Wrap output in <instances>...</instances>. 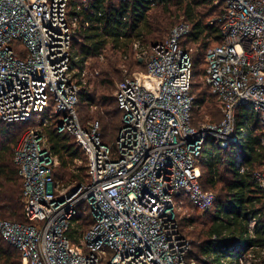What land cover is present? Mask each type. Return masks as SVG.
<instances>
[{"label": "built area", "instance_id": "obj_1", "mask_svg": "<svg viewBox=\"0 0 264 264\" xmlns=\"http://www.w3.org/2000/svg\"><path fill=\"white\" fill-rule=\"evenodd\" d=\"M90 2L0 0V122L27 125L13 160L28 221L0 219V235L23 264H198L188 257L191 241L180 222L188 207L209 211L216 203L200 184L207 138L234 149L242 174L248 161L238 145L261 130L255 150H264V0H212L219 13L209 24H219L221 43L207 49L202 79L218 101L219 122L193 124L192 49L180 44L191 30L187 22L149 49L134 40L144 68L121 65L126 75L114 91L121 125L110 143L99 122H82L77 109L90 85L88 60L74 40L78 13ZM50 109L56 132L86 156L82 183L55 173L59 159L43 132L54 126ZM252 180L264 195V160ZM228 250L220 264H264V197Z\"/></svg>", "mask_w": 264, "mask_h": 264}, {"label": "trees", "instance_id": "obj_2", "mask_svg": "<svg viewBox=\"0 0 264 264\" xmlns=\"http://www.w3.org/2000/svg\"><path fill=\"white\" fill-rule=\"evenodd\" d=\"M213 12H219V5H214L212 0H91L89 8L78 13L80 28L74 40L79 54L88 60L90 85L85 87L79 100L80 120L86 121L80 108L94 103L96 111L90 119L99 122L102 140L110 143L116 138L121 111L113 92L116 80L119 82L126 75L121 65L128 72L144 68L136 58L133 41L139 39L149 49L156 42L165 40L169 34L161 37L177 21L187 22L191 28L180 44L186 50L192 49L193 78L202 77L207 49L221 43L219 24H209ZM192 87L191 93L196 97L193 124L206 122L202 121L204 117H210L209 122H219L222 114L210 87L200 88L202 86L193 84V81ZM51 112L50 109L54 126L43 128V132L59 159L60 165L55 173L63 180L82 183L86 176L83 174L85 167L76 166L74 159L83 151L72 137L56 132L58 120ZM238 116L237 122L241 124V115ZM19 125L0 122V219L25 223L28 221L24 217L22 202L23 182L13 160L15 145L27 127L17 128ZM260 133L261 130L238 145L248 161L249 170L243 174L235 169L233 148L221 149L213 138L206 140L199 163L200 184L204 190H217V193L212 191L216 203L209 211L195 208L199 216H185L181 220L191 225L202 217L207 219L200 222L198 230L190 232L192 250L188 257L198 264H202L204 258H208L206 264H220L228 249L242 240L248 216L263 206V192L252 180V172L259 169L264 160V150H255ZM21 260L19 251L9 246L0 235V264H22Z\"/></svg>", "mask_w": 264, "mask_h": 264}, {"label": "rangeland", "instance_id": "obj_3", "mask_svg": "<svg viewBox=\"0 0 264 264\" xmlns=\"http://www.w3.org/2000/svg\"><path fill=\"white\" fill-rule=\"evenodd\" d=\"M214 4V3H213ZM219 12H213V15L212 17L216 16ZM181 19V17H180ZM179 23V21H177L175 24ZM173 24L172 27L175 25ZM172 27L169 28V31L164 34L161 39L165 38L168 36L170 30L172 29ZM141 70H143V67L141 68ZM119 81V80H118ZM117 83V80L115 82V84ZM193 84H199L200 88H205V84L203 83V79L201 76H195L193 78ZM116 86V85H115ZM193 89V87L191 88ZM198 90V89H197ZM94 94V93H93ZM113 95H114V92H113ZM95 111H96V107L94 105V103L92 104V106H88L87 108H80V112L82 114V116L85 118V120L89 121H95V119H90V116H93L95 114ZM43 119V115L42 114H39L37 116H34L32 121L34 123H40ZM208 119H210V117H204L202 119V121H209ZM21 125H19L17 128H21L22 126H25V123H20ZM244 129L245 131H247V125L245 124L244 125ZM248 133H252V131L248 130ZM85 164H86V156L84 153H82L81 155H79V157H77V162H76V166H79V167H82L84 166L85 167ZM86 171H83V174L86 175L85 173ZM214 191L215 193H217V190H212ZM187 215L186 216H199L197 213H196V209L193 208V207H188L187 209ZM200 221L198 223H193L191 225H187L186 222H184V220L181 222V228H182V231L183 233L185 234V236L191 241V236H190V232L193 231V230H198V228L201 226V223L200 222H205L207 221V219H205V217H202L199 219ZM185 223V224H184ZM197 242V241H196ZM196 244V243H195ZM196 248V247H195ZM21 263L23 264L22 260H21Z\"/></svg>", "mask_w": 264, "mask_h": 264}]
</instances>
